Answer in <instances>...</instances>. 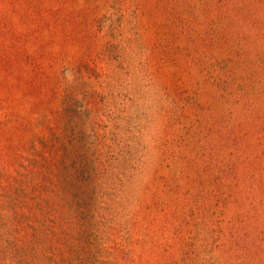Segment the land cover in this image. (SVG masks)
Returning a JSON list of instances; mask_svg holds the SVG:
<instances>
[{
	"label": "rangeland",
	"instance_id": "rangeland-1",
	"mask_svg": "<svg viewBox=\"0 0 264 264\" xmlns=\"http://www.w3.org/2000/svg\"><path fill=\"white\" fill-rule=\"evenodd\" d=\"M164 2L30 0V80L2 92L0 264H264L243 71L216 11L179 24Z\"/></svg>",
	"mask_w": 264,
	"mask_h": 264
},
{
	"label": "trees",
	"instance_id": "trees-1",
	"mask_svg": "<svg viewBox=\"0 0 264 264\" xmlns=\"http://www.w3.org/2000/svg\"><path fill=\"white\" fill-rule=\"evenodd\" d=\"M165 1L163 7L169 9L179 24L186 22L182 17L184 13H195L201 7L210 13H218L220 23L217 28L211 25L213 20L210 18V35L216 31L222 34L223 42L232 50L233 66L240 65L243 71L239 81L246 103L244 112L236 115V122L244 136L252 134L247 143L255 144L260 171L264 173V0ZM30 6V0H0V132L18 122V113L14 109L16 100L10 95L2 98L4 90L14 87L6 78L21 75L22 79L30 80L27 74V67L32 63V50L27 45ZM42 25L43 22H39L36 29ZM36 51L42 57V46ZM4 108L10 110L3 113ZM244 129H252L253 133Z\"/></svg>",
	"mask_w": 264,
	"mask_h": 264
}]
</instances>
